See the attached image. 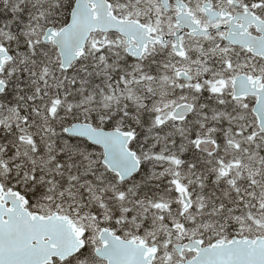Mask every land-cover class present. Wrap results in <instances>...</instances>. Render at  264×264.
<instances>
[{"label":"snow or ice","instance_id":"1","mask_svg":"<svg viewBox=\"0 0 264 264\" xmlns=\"http://www.w3.org/2000/svg\"><path fill=\"white\" fill-rule=\"evenodd\" d=\"M0 264H264V0H0Z\"/></svg>","mask_w":264,"mask_h":264}]
</instances>
